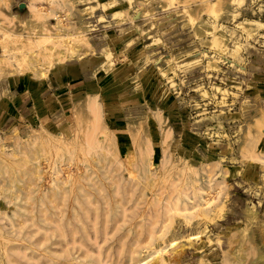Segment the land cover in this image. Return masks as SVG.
Wrapping results in <instances>:
<instances>
[{
	"label": "rangeland",
	"instance_id": "rangeland-1",
	"mask_svg": "<svg viewBox=\"0 0 264 264\" xmlns=\"http://www.w3.org/2000/svg\"><path fill=\"white\" fill-rule=\"evenodd\" d=\"M0 264H264V0H0Z\"/></svg>",
	"mask_w": 264,
	"mask_h": 264
},
{
	"label": "crops",
	"instance_id": "crops-1",
	"mask_svg": "<svg viewBox=\"0 0 264 264\" xmlns=\"http://www.w3.org/2000/svg\"><path fill=\"white\" fill-rule=\"evenodd\" d=\"M24 6H29L27 3L24 4ZM71 80L68 79V82H70ZM28 82V84H27ZM33 80L30 79H22L20 84L21 86L24 88V92L28 93V99H29V105L25 106L27 109L30 110H34L37 114H40L41 112H43V110H45L44 108L40 107V105L44 102V98L41 95V91H39L35 86H33ZM27 84V85H26ZM23 93V91H22ZM33 106L32 108H30V106Z\"/></svg>",
	"mask_w": 264,
	"mask_h": 264
},
{
	"label": "bare ground",
	"instance_id": "bare-ground-1",
	"mask_svg": "<svg viewBox=\"0 0 264 264\" xmlns=\"http://www.w3.org/2000/svg\"><path fill=\"white\" fill-rule=\"evenodd\" d=\"M61 16H58L57 17V19L59 20L58 21V26H59V29L57 30V33H56V36H58V37H63L64 36V32H65V30L61 27V23H62V21H61ZM28 21H30V22H34L30 17L27 19ZM35 24V23H34ZM63 25V24H62ZM52 28V27H51ZM67 29V28H66ZM69 33V32H68ZM71 34V33H70ZM67 36H68V34H67ZM72 38V37H71ZM20 41H18L19 43H25V42H27V38L26 37H20V39H19ZM63 41V40H62ZM73 48V50L74 51H76V49H74V46L72 47ZM77 50H80V49H77ZM42 74V73H41ZM40 74V75H41ZM176 241V240H175Z\"/></svg>",
	"mask_w": 264,
	"mask_h": 264
}]
</instances>
